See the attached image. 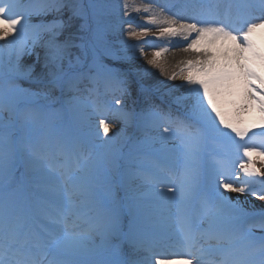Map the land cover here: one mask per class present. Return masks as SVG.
<instances>
[{
    "label": "snow or ice",
    "instance_id": "obj_1",
    "mask_svg": "<svg viewBox=\"0 0 264 264\" xmlns=\"http://www.w3.org/2000/svg\"><path fill=\"white\" fill-rule=\"evenodd\" d=\"M127 7L0 0V264H264V206L239 199L264 201L255 162L264 164V142L255 143L264 141V0H172L160 7L171 15L149 18L161 37H191L183 50L196 53L179 73L186 96L176 112L129 109L143 85L105 63L128 58L111 41ZM149 31L129 26L127 35ZM37 49L38 76L35 63H21L33 53L40 63ZM166 50L147 63L159 67ZM93 117L105 136L110 117L135 131L98 148ZM169 221L182 251L161 257L154 246L169 238Z\"/></svg>",
    "mask_w": 264,
    "mask_h": 264
},
{
    "label": "rangeland",
    "instance_id": "obj_2",
    "mask_svg": "<svg viewBox=\"0 0 264 264\" xmlns=\"http://www.w3.org/2000/svg\"><path fill=\"white\" fill-rule=\"evenodd\" d=\"M113 4H118L121 6V10H123V6L126 4L127 11L129 15L127 17H123L121 13H118L114 23L118 26L114 30V34L111 37V41L113 45L117 49H126L127 50V59H119V60H106L105 63H108L110 67L119 68L122 71H130L131 74L140 81V84L143 85V89L139 86L134 87L132 91V95L127 98V107L129 109H135L136 112H140L141 109H146L152 105H159L167 110L171 107L173 112H176V108L178 106L174 103L177 97H185V82L183 81L180 84L179 88L176 90L171 89V84L176 81V79L180 76L179 73L181 69H186V64L184 62L178 64L171 65V61L169 59L168 54L174 52L177 47L167 46L166 44V36H159L158 33V24H152L149 18L155 15L159 19V15L161 13H157L153 8L146 15L144 14V8L146 5L143 1L140 0H111ZM139 10V11H138ZM67 14H65L66 18ZM123 19L125 23L122 25L119 24V21ZM143 20V24L140 22ZM37 22V21H33ZM81 21L77 20L74 22L72 28L68 29L67 32H77L79 29ZM129 26L132 27L133 30L140 31L142 27L147 26L150 28L147 36L132 38L127 35V31ZM66 32V34H67ZM10 39V38H9ZM145 41L147 44H145ZM7 47L8 44L6 41H0V49L4 51L0 53L3 55L4 59L7 60ZM140 48H143V54L140 53ZM162 48H166V51H161L160 57H158L159 67L154 65H149L147 61L152 59L153 55L150 54L152 51H160ZM37 52L41 55L40 63H36V54L33 53L31 56H25L22 58L21 63L27 67L29 64H36V75H39L40 65L42 64L43 52L41 49H37ZM77 51V50H73ZM123 55V53H121ZM172 73H177V77L175 80L170 79ZM187 74V72H185ZM23 87H29L30 84L28 81L22 82ZM33 90H35L36 86L31 85ZM174 94V97L171 96ZM118 107V106H117ZM243 119V117H241ZM247 119V117L245 118ZM111 125V130L108 133V136L104 135L103 129L99 128L98 120L93 117L90 125L87 129V132L90 130L92 133L91 139L89 140L91 144L96 145L98 148L111 146L118 141L121 140V136H116L112 141H109L108 145H105V141H108V137H111L113 133L121 132L123 130L126 133H134V129L131 127H125V125L117 120L114 117H110L108 121ZM254 132L261 131L260 129H253ZM89 133V132H88ZM155 134V133H153ZM251 135V133H249ZM247 139V138H246ZM262 139L257 138L255 143L259 147L262 144ZM256 167L260 168L264 171V164L261 163V158H255ZM206 163H210L207 161ZM228 163L232 168L238 169L239 167V157L234 153V151H229L228 155ZM259 185L257 188L259 189ZM124 195V191L122 188L117 187L115 190V196L119 200L120 197ZM231 197L232 195L229 194ZM233 198V197H232ZM244 202L245 207L248 208L249 205H255L257 208L264 206V201H260L252 196H247L241 200ZM257 234H259V230H256ZM173 245L163 242H158L154 246V251L158 254V256H166L173 253H169L170 248ZM171 252V251H170Z\"/></svg>",
    "mask_w": 264,
    "mask_h": 264
},
{
    "label": "bare ground",
    "instance_id": "obj_3",
    "mask_svg": "<svg viewBox=\"0 0 264 264\" xmlns=\"http://www.w3.org/2000/svg\"><path fill=\"white\" fill-rule=\"evenodd\" d=\"M140 1H143L146 5H149L150 4L151 5V9L153 8L157 13H161V11H160V7L161 6H163L166 3H171L172 2V0H140ZM140 22L142 24L144 23L143 20H140ZM190 40H191V37L189 38V41H184L180 37H175L174 38V37L166 36V44H167V46H169V48H171V47H177L174 52H171L170 54H168L169 59L171 61V65H174L175 66V64H178V62L182 63V62L187 61L189 59H195L196 58V53H193V52H185L183 50V48L186 47L187 43L190 42ZM153 52H155V51H152V53L150 52V54L153 55ZM182 82H183V80L179 76L176 79V81L171 84L172 85L171 86V89H173V90L178 89L179 86H180V84H182ZM174 94L175 93L173 92V95H171V96L174 97ZM242 117H243V119L246 118L243 115H242ZM230 194L232 195L233 199H236L237 198V195L238 194H236V193H230ZM243 198H246L247 199V196H240L239 197L240 200H242ZM169 224L171 225V227L169 229V238H166V239H163V240H165V241H174L175 240V237L173 235V232H174V224H172L171 221H169ZM173 244H175V243H173ZM177 248L178 249L176 250V248H175L174 249L175 252H172V253H178V252H181L182 251V249L179 246H177Z\"/></svg>",
    "mask_w": 264,
    "mask_h": 264
}]
</instances>
